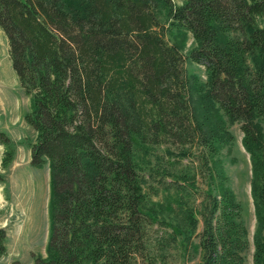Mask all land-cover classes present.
Masks as SVG:
<instances>
[{
  "label": "trees",
  "instance_id": "1",
  "mask_svg": "<svg viewBox=\"0 0 264 264\" xmlns=\"http://www.w3.org/2000/svg\"><path fill=\"white\" fill-rule=\"evenodd\" d=\"M192 32L188 58L207 79L186 75L183 46L162 31ZM264 0H0V28L24 121L36 132L29 163L49 167L46 254L32 264H137L145 216L137 141L199 143L217 151L238 120L253 164L254 264H264ZM208 120V121H207ZM212 121V122H211ZM12 159L11 137L0 130ZM220 192L199 232L201 264H246L243 205L219 168ZM0 225V256L7 251ZM11 264H23L12 260Z\"/></svg>",
  "mask_w": 264,
  "mask_h": 264
},
{
  "label": "rangeland",
  "instance_id": "2",
  "mask_svg": "<svg viewBox=\"0 0 264 264\" xmlns=\"http://www.w3.org/2000/svg\"><path fill=\"white\" fill-rule=\"evenodd\" d=\"M158 13L166 30H161V26L157 29L170 42L183 46L186 75L192 74L204 82L205 65L188 58V52L196 45L192 32L172 29L162 6ZM260 23L264 25V16ZM7 48L6 36L0 28V130L11 137L13 150L8 165L3 168L0 163V225L7 229V251L0 256V264H11L12 260L32 264L36 254H46L49 167L48 163L40 167L29 163L30 145L36 132L23 119L29 96L18 84ZM255 121L262 128L264 154V116ZM226 129L232 134L231 139L219 142L215 152L196 138L185 143L171 139L156 144L137 141L135 160L142 177L143 211L148 214L143 231L144 247L135 253L137 264H201L203 249L199 245V232L204 227L205 214L211 209L212 195L220 192L219 168L226 177L224 182L243 205L250 243L246 264H254L257 219L251 187L252 159L243 143L240 121L227 120ZM5 149V144L0 143V161Z\"/></svg>",
  "mask_w": 264,
  "mask_h": 264
}]
</instances>
